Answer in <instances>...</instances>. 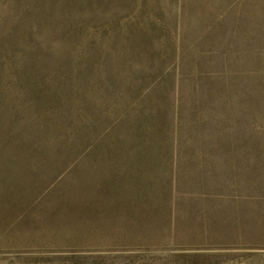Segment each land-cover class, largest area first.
<instances>
[{
  "label": "rangeland",
  "instance_id": "374dc122",
  "mask_svg": "<svg viewBox=\"0 0 264 264\" xmlns=\"http://www.w3.org/2000/svg\"><path fill=\"white\" fill-rule=\"evenodd\" d=\"M0 264H264V0H0Z\"/></svg>",
  "mask_w": 264,
  "mask_h": 264
}]
</instances>
